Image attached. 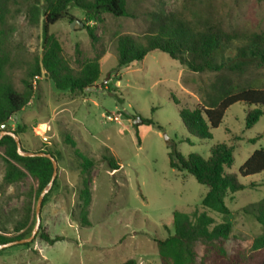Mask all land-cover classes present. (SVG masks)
<instances>
[{"label": "rangeland", "instance_id": "1", "mask_svg": "<svg viewBox=\"0 0 264 264\" xmlns=\"http://www.w3.org/2000/svg\"><path fill=\"white\" fill-rule=\"evenodd\" d=\"M9 9L3 18L0 12V63L6 61L3 77L18 92L25 90V81L34 88L30 104L8 125L14 131L24 130L18 135L23 150L55 155L58 175L41 208L39 233L64 240L51 246L37 237L29 247L2 250L0 264H123L129 259L161 264L156 240L175 234V212L191 214L198 208L216 223L223 222L220 215L202 208L208 188L192 175L171 168L172 146L185 158L197 154L205 159L216 145L233 146L234 164L226 171L239 175L253 153L264 149V119L247 129L245 106L238 103L212 131L213 138L201 140L183 124L180 112L208 105L215 97L211 85L220 77L240 86L264 85V67H252L242 76L227 71L194 74L170 55L153 52L142 62L115 72L117 40L129 36L145 44L156 21L169 14L191 24L219 26L241 39L264 35V2L128 0L129 17L104 15L101 23L88 22L83 11L72 9L70 17L51 26L49 33L74 67L77 61L100 56L101 79L84 93L59 91L44 71L38 78L29 77L43 56V18L33 26L22 7ZM85 25L94 30L95 44ZM125 112L138 117L128 119ZM139 120L142 123L136 126ZM66 136L75 148L65 143ZM257 136L261 138L252 141ZM76 152L94 160L88 173H81ZM3 156L0 149V230L15 238L33 232L41 193L29 175L6 183ZM103 156L116 159L121 169L112 170ZM239 179L246 190L225 200L233 213L234 236L226 246L230 252L240 250L251 256L261 227L244 209L264 198V173ZM21 225L23 229L15 232ZM263 256L264 252L253 255L251 264H259Z\"/></svg>", "mask_w": 264, "mask_h": 264}, {"label": "trees", "instance_id": "2", "mask_svg": "<svg viewBox=\"0 0 264 264\" xmlns=\"http://www.w3.org/2000/svg\"><path fill=\"white\" fill-rule=\"evenodd\" d=\"M127 5L128 0H0V12L3 18V15L10 12V6L22 7L27 21L33 26L39 25L43 18V56L30 72V78H38L44 71L59 91L84 93L94 88L101 79L100 56L77 61L74 67L63 53L59 41L49 33V30L57 22L69 18L72 9L83 11L88 22L101 23L104 21V15L116 19L129 17ZM20 12L18 8L17 13ZM85 29L95 44L98 39L94 30L88 25H85ZM153 52L170 55L194 74H220L227 71L242 76L252 67H264V35L254 34L241 39L210 23L191 24L177 19L174 14L164 15L154 24L152 33L145 38V44L137 43L129 36L118 38V67L115 72H121L124 68L142 62ZM5 64L6 61L0 63V133L3 125L8 124L30 104L34 88L31 82L25 81V90L16 91L4 80L2 69ZM210 89L215 92V97L209 99L208 105L204 103L193 110L183 108L180 112L183 124L194 131L201 140L213 138L212 131L220 126L226 112L235 104L245 106L247 129L264 119L262 83L240 86L229 78L220 77ZM124 115L134 120L138 117L128 112ZM158 128L162 129L161 126ZM14 132L19 135L23 134L24 130L18 127ZM137 137L141 143L138 134ZM259 138L261 136L252 141ZM65 143L75 148V143L69 136H66ZM0 149L4 150L2 159L6 166L4 175L6 183H17L29 175L38 182L40 193L48 186L53 175V164L48 158L20 156L16 142L10 136L0 140ZM47 153L55 157L51 151ZM76 156L79 159L81 173L86 174L95 166L94 160L89 157L79 152H76ZM102 159L112 170L121 169L116 159L108 156H103ZM169 160L172 169L192 175L199 184L208 188V193L201 204L202 208L220 215L223 222L216 223L198 208L191 214L175 212L173 215L175 234L165 240H156L161 264H251L253 255L264 252V198L244 209V213L251 215L261 227V233L253 241L251 256L240 250L230 252L227 249V242L234 236L231 222L233 213L225 200L228 195L246 190L247 186L242 184L239 177L249 178L264 173V149L253 153L240 168L239 175L226 171L234 164L233 146L216 145L211 148L210 156L205 159L197 154L185 158L174 144ZM251 186L254 187L255 184ZM48 197L49 195L45 197L43 206ZM23 227L24 225H21L20 228H16L15 232H20ZM7 234L0 230V244L27 238L32 232L15 238H9ZM37 237L51 246L64 240V237L60 236L51 237L45 231L39 233ZM31 244L24 246L29 247ZM123 264L138 263L129 259ZM259 264H264V256Z\"/></svg>", "mask_w": 264, "mask_h": 264}, {"label": "water", "instance_id": "3", "mask_svg": "<svg viewBox=\"0 0 264 264\" xmlns=\"http://www.w3.org/2000/svg\"><path fill=\"white\" fill-rule=\"evenodd\" d=\"M82 26H83V24H82ZM140 123H142L141 120L136 122L135 125L138 126ZM5 136H10L15 140L16 145H17V151H18V154L20 156L30 157V158H34V157L48 158L53 164V175H52V178L50 180V183L41 192V194L39 196V199L37 202L36 225H35V228H34L32 234L29 237L21 239V240L12 241V242H9L6 244H0V251L14 247V246L26 245V244H30V243L34 242V240L37 238V236L39 234L40 227H41V214L40 213H41V208H42L44 199L47 196V194L50 192V190L52 189V187L55 183V180L57 178V175H58V162L53 155H51L47 152H27V151L23 150L19 136L14 132V130H12V128L8 124H5L2 126V131L0 133V140H2V138Z\"/></svg>", "mask_w": 264, "mask_h": 264}, {"label": "built area", "instance_id": "4", "mask_svg": "<svg viewBox=\"0 0 264 264\" xmlns=\"http://www.w3.org/2000/svg\"><path fill=\"white\" fill-rule=\"evenodd\" d=\"M108 119H109V120H112V118H110V117H109ZM115 120H117V119H115Z\"/></svg>", "mask_w": 264, "mask_h": 264}, {"label": "crops", "instance_id": "5", "mask_svg": "<svg viewBox=\"0 0 264 264\" xmlns=\"http://www.w3.org/2000/svg\"><path fill=\"white\" fill-rule=\"evenodd\" d=\"M1 253V252H0Z\"/></svg>", "mask_w": 264, "mask_h": 264}]
</instances>
